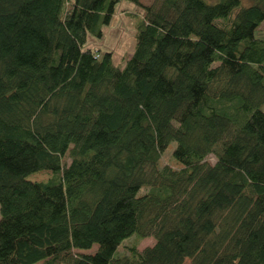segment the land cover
<instances>
[{"label": "trees", "instance_id": "1", "mask_svg": "<svg viewBox=\"0 0 264 264\" xmlns=\"http://www.w3.org/2000/svg\"><path fill=\"white\" fill-rule=\"evenodd\" d=\"M121 1L143 15L119 66L88 38ZM263 21L264 0H0V264H264Z\"/></svg>", "mask_w": 264, "mask_h": 264}, {"label": "rangeland", "instance_id": "2", "mask_svg": "<svg viewBox=\"0 0 264 264\" xmlns=\"http://www.w3.org/2000/svg\"><path fill=\"white\" fill-rule=\"evenodd\" d=\"M207 1L215 2L216 0ZM141 2L144 5H148L153 2V0H141ZM130 3L131 2L121 1L119 4H117L115 8V14L111 20L110 25L106 28L103 40L97 41L93 37L88 38V43L91 42V40H94L96 42L93 43V47L101 46L102 50L111 51L113 53V61L119 66H122L124 64L125 58L133 52L135 45L134 36L136 24L143 15V10L140 6ZM241 3L243 6H248L252 3V0H241ZM262 26L264 27V21L262 22ZM256 35L264 37V30H257ZM261 108L262 110H264V105ZM174 146L175 143L171 142L168 147V151L164 152L161 156L160 165L167 164L174 168L180 167V164H178L172 156V150ZM64 161L65 163H68V157H65ZM209 161L210 163H214L215 158L213 156H210ZM49 176V172L41 171L31 175L30 179L35 181H42L47 180ZM59 191L60 189L57 193H59ZM135 241L136 237H132L124 241L122 246L119 248V252H124L126 250L125 247L128 245H132ZM153 243V238H145L139 241L137 248L138 250H141L145 246L152 245ZM182 264H191V261L189 258H186Z\"/></svg>", "mask_w": 264, "mask_h": 264}]
</instances>
